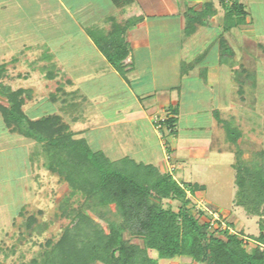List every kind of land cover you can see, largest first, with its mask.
<instances>
[{
	"label": "rangeland",
	"instance_id": "obj_1",
	"mask_svg": "<svg viewBox=\"0 0 264 264\" xmlns=\"http://www.w3.org/2000/svg\"><path fill=\"white\" fill-rule=\"evenodd\" d=\"M254 7L259 15L258 18L253 17V25L257 30L259 29L257 34L260 35V40L257 42L241 36L243 30L240 25L246 24V15H249L245 7L244 15L234 14L233 18L231 17L229 22L231 28H226L224 25L217 27L228 10L223 4L216 9V19L206 27H202L194 35L195 37L188 40L190 44L188 52L186 51L188 59H194L202 54L217 41L220 34L229 43L228 55L229 52L234 54V58L229 60L231 65L223 67V76L216 87L217 91L222 92L221 100L217 97L208 103V100L196 95V97H189L183 103V111L178 119L180 138H209L214 150L206 157L187 156L181 149L179 138L173 137L166 130L160 131L165 143L168 142L173 147L179 144L176 152L186 158L176 162L175 177L183 184L186 181H198L206 185L205 192L199 195L195 193L191 197L193 202L191 211L200 215L201 222L209 224L214 216L208 210L216 211L226 226H220L216 220L213 226L210 225L211 229L218 230L216 234L223 238L226 237L225 230L230 233L244 234V245L248 250L256 246V242L249 236L260 234V221L264 223V217L249 214L245 208L235 204L236 171L231 164L236 161L237 145L242 149L243 158L247 161L252 160L256 150L264 148V87L261 86L259 102L253 103L252 97L257 96V92L250 86L249 80L242 76L245 81L241 93L239 80L234 79L235 69L240 71L243 66L249 70V67L255 66L251 61L249 62L251 57L252 61L259 60L261 64L253 67L256 71H248L253 73L248 78L254 82L257 76L259 82L264 84V56H257L255 53L257 48L264 50V6L259 2L254 4ZM0 17L1 31L13 30L12 24H9V29L7 22H4L5 18L1 15ZM15 34L23 36L19 31L18 33L15 31ZM48 34L50 33L47 31L45 35ZM8 37L7 39L10 40L11 36ZM20 37L16 41L18 45L22 42ZM35 41L42 45L35 46L23 54L20 53L19 46L14 45L5 54H0V68H4L0 77V91H2L0 103L10 105L9 99L4 95L7 90L5 88L13 90L25 88L30 93H26L27 99L23 109L31 119L59 114L70 126L72 122L78 120L77 118L83 117L84 119L81 118L77 126L84 125L91 128V124H95L90 134L93 135L91 145L94 149L105 151V82L99 77L96 80L91 77L84 78L92 73L88 71L90 66L96 64L101 66L102 61H99L94 54L92 56L85 54L84 50L78 54H71L68 49L60 56L63 63L67 62V68L70 67V63H78L79 71L75 73L80 77L77 78V84L87 93L94 92L93 99L96 102L91 103L92 112H88L82 94L71 90L67 77L60 76L59 71L54 67L55 61L50 50L56 40L37 38ZM101 73L103 74L99 72V75ZM230 100L233 102L225 111V103ZM210 104L219 109V112H215L218 118L211 110H208L207 106L210 107ZM195 108H198V111H194ZM226 121L229 124H226ZM239 133L241 136L237 139ZM76 134L77 137H83L79 133ZM236 139L237 141H234ZM112 141L115 151L119 148L120 152L124 151L125 154L137 160L154 157L162 159V153L159 151L153 153L154 148L151 142L148 145L146 142L144 144L142 138L139 140L138 137L129 138L117 134L112 137ZM201 145L199 143V146ZM203 145L206 144L203 143ZM116 153L117 156H121L118 152ZM150 153L152 157H147ZM178 153L175 154L179 156ZM92 200L94 201V199L89 201L80 192L72 193L68 183L49 169L48 155L43 143L10 131L0 112V264H27L33 258H41L47 241L56 242L70 222L72 213L78 210H84L94 220L100 222L107 231L109 221H122L123 218L114 204L93 206ZM62 206L66 208L67 215L63 214ZM164 206L178 210L180 202L166 199ZM30 216L36 218L31 226ZM227 227L232 230L226 229ZM124 237L132 243L143 245L141 238L132 236L127 231L124 232ZM148 253L158 258L157 251L149 249ZM192 262L189 257L158 259V264H192Z\"/></svg>",
	"mask_w": 264,
	"mask_h": 264
},
{
	"label": "trees",
	"instance_id": "obj_2",
	"mask_svg": "<svg viewBox=\"0 0 264 264\" xmlns=\"http://www.w3.org/2000/svg\"><path fill=\"white\" fill-rule=\"evenodd\" d=\"M222 3L228 9L224 27L231 28V17L244 15V6L237 0H232L229 6ZM216 11L209 3L200 11L190 9L186 14L185 33L191 35L200 26L207 25ZM126 27L127 24H117L109 33L93 36L123 76L127 71L125 59L130 52L123 37ZM220 45L223 60L234 56L232 52L228 55L229 43L225 37L220 39ZM241 67L237 72L242 93L245 81L242 76L246 78L251 74ZM3 71L4 68H0V77ZM5 89L3 92L10 105L0 103V112L8 129L42 142L49 169L68 183L72 193L80 192L89 201L94 199L93 206L114 204L123 218L121 222L109 221L107 231L84 210H78L70 216L61 237L56 242L48 240L43 256L33 258L27 264H158L159 258L177 257H189L192 264H264L263 221H260V234L249 236L256 242L251 250L244 245L242 233L225 230L226 237L223 238L216 234L218 230L211 229L208 222H201L200 215L191 211V197L204 190V185L183 184L171 173L128 156L113 160L104 151L93 149L85 137H77L61 115L31 119L23 109L30 93L27 89ZM177 114L178 111L173 110L174 116L166 117L163 122L170 134L176 132ZM240 136L241 133L237 139ZM235 153L233 167L237 191L234 202L249 214L264 217V149L256 150L250 161L243 158L239 145ZM166 199L179 201L178 210L165 207ZM62 212L68 214L64 206ZM35 221L36 218L30 216V226ZM125 231L141 238L143 245L126 240ZM149 249L157 251L158 258L150 256Z\"/></svg>",
	"mask_w": 264,
	"mask_h": 264
},
{
	"label": "crops",
	"instance_id": "obj_3",
	"mask_svg": "<svg viewBox=\"0 0 264 264\" xmlns=\"http://www.w3.org/2000/svg\"><path fill=\"white\" fill-rule=\"evenodd\" d=\"M222 1L231 3L232 0H0V15L5 18L4 22H7V27L9 28V24H12L13 29L4 32L0 29L3 33L0 32V54H5L14 45H18L16 41L20 36L15 34V31L23 34L20 37L22 42L18 45L22 54L35 46L42 45L35 41L37 38L56 40L50 50L55 61L54 67L59 71L60 76L67 77L71 90L82 94L88 112L92 109L91 103L96 102L93 99L94 92L87 93L77 84V78L80 77L75 73L79 71L78 63L73 62L72 64L70 61V67L67 68V62L63 63L60 56L68 49L71 54H78L84 50L85 54L96 55L98 60L102 61L101 66L97 64L90 66L88 71L92 73L84 76V78L91 77L94 80L99 77L105 82V151L95 150L104 151L113 160L128 156L137 162L153 164L161 171L169 172L175 177L176 162L186 158L176 152L179 144L173 147L170 143H165L155 124V117H171L174 116L173 110L178 111L175 123L176 132L170 135L180 139L181 149L186 152L187 156L206 157L214 150L209 138H180L178 119L183 111V103L189 97H202L208 100V103L217 97L220 100L222 98V92L217 91L216 87L223 76V67L230 66L229 60L234 58L229 57L223 60L220 39L224 36L220 34L212 46L194 59L187 58V50L190 46L188 40L195 37L194 35L202 27L214 21L216 16H212L207 25L200 26L193 34L185 33L186 14L190 9L200 11L207 3L217 9L220 4H223ZM237 1L246 8L249 14L246 15V24L240 25L243 30L241 36L257 42L260 40V35L257 34L259 29L257 30L253 25V17L258 18L259 15L254 4L260 2L264 6V0ZM0 22H2L1 17ZM224 22L225 16L217 27L223 26ZM117 24L124 26L127 24L123 37L130 52L125 59L127 64L125 76L110 63L93 37L109 33ZM47 31L50 34L46 36ZM8 36H11L10 40L7 39ZM255 53L257 56H264V50L259 48L255 49ZM249 59V62L251 61L255 66L261 64L259 60L252 61L251 57ZM251 67L246 70L256 71ZM234 71H236L234 79L238 81V70ZM99 72L103 74L99 75ZM255 77L254 82L248 76L245 78L257 92V96L252 97L253 103L259 102L261 86L264 87L263 82L261 84L257 76ZM232 102L233 100H230L225 103V111L229 109L228 105ZM207 108L216 117L215 112H219V109L211 104ZM193 110L198 111V108ZM81 118L83 117L72 122L70 127L74 132L85 137L91 145L93 135L90 134L95 124H91V128L84 125L77 126ZM164 130L168 132L167 129ZM117 134L129 138L138 137L139 140L142 138L144 144L146 142L147 145L151 142L154 148L153 153L161 152L162 159L154 157L140 161L125 154L124 151L120 152L119 148L115 151L112 137ZM199 143L202 145L199 146ZM91 147L93 148L92 145ZM116 152L121 156H117ZM167 153L171 156L170 161L166 159ZM147 157H152L151 153ZM154 160L157 162L155 163ZM231 165L233 167V163ZM170 167H173L172 171ZM186 182L205 186L204 190L197 191V195L206 190V185L203 183Z\"/></svg>",
	"mask_w": 264,
	"mask_h": 264
},
{
	"label": "built area",
	"instance_id": "obj_4",
	"mask_svg": "<svg viewBox=\"0 0 264 264\" xmlns=\"http://www.w3.org/2000/svg\"><path fill=\"white\" fill-rule=\"evenodd\" d=\"M164 120H165V118H160V117H158V116L155 117V124H156L157 128H158L160 131H163L164 129H167V128L164 126V124H163ZM166 159H167L168 161L171 160V156H170L169 153H167ZM172 170H173V168L170 167V171H172ZM207 209H209V208H207ZM208 211L211 213V215L214 216L213 220L210 221V225H211V226L214 225V223H215L216 220L219 222L220 226H221V225H222V226H226V223L220 218V216L218 215V213H217L216 211L213 212L211 209H209ZM226 229H230V227H227ZM230 230H232V229H230Z\"/></svg>",
	"mask_w": 264,
	"mask_h": 264
}]
</instances>
